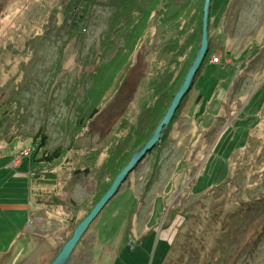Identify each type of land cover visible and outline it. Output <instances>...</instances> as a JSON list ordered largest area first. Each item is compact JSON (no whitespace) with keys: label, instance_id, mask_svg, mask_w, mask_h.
<instances>
[{"label":"rangeland","instance_id":"1","mask_svg":"<svg viewBox=\"0 0 264 264\" xmlns=\"http://www.w3.org/2000/svg\"><path fill=\"white\" fill-rule=\"evenodd\" d=\"M72 1L0 0V264L52 262L116 177L107 163H128L151 137L200 46L172 58L183 22L162 13L169 0L132 12ZM175 3L202 21L204 0ZM209 32L164 138L68 264H264V0H214ZM56 148L61 161L35 159Z\"/></svg>","mask_w":264,"mask_h":264},{"label":"water","instance_id":"2","mask_svg":"<svg viewBox=\"0 0 264 264\" xmlns=\"http://www.w3.org/2000/svg\"><path fill=\"white\" fill-rule=\"evenodd\" d=\"M212 1L213 0H204L201 42L199 49L185 76L184 81L182 82L178 91L175 93L165 115L159 121L151 137L144 143V145L140 149L136 150L132 154L129 162L116 175L108 190L95 204L90 213L75 227L72 236L65 241L60 252L56 255V257L50 264H68L74 249L81 241L82 237L87 232L99 213L103 210L106 204L118 193L122 184L126 181L133 170H135V168L142 162L147 154L151 152L156 146H158V144L164 138L165 131L174 119L177 110L181 106L182 101L194 85L196 77L199 74V71L201 70L209 51V25Z\"/></svg>","mask_w":264,"mask_h":264},{"label":"trees","instance_id":"3","mask_svg":"<svg viewBox=\"0 0 264 264\" xmlns=\"http://www.w3.org/2000/svg\"><path fill=\"white\" fill-rule=\"evenodd\" d=\"M86 1H88V0H86ZM123 1H124V5H125L124 10H126V11L128 10V11H131L132 12L131 8H133V4L135 3L136 0H134V1L133 0H123ZM175 1L176 0H169V1L165 2V3L163 1H161V2L163 3V5H162V13H164V14L167 13V18H168L167 20H171V19H173V18H175L177 16L178 17L181 16V20L183 22V24L181 25L180 30L178 31V33H176L173 36H171L170 40L168 41V44H171L172 43V45H173L174 48H176L177 46L180 45L179 46V48H180L179 50H176L175 49V54H177V55H173V57H172L174 59H177L178 56L179 57L182 56L184 49L188 48L187 46H189V44L192 43V41L195 42V40L197 38L199 39L201 37L202 21H201V17H200V19L198 20V22H194V21L191 20V18H189V17L186 16L187 15L186 12L185 13H181L180 10L177 12V10H175L176 7H177V4L175 3ZM72 2H75L76 5H77L75 7H78L79 4H80V2H81V0H73ZM213 3H214V0L212 1V5H213ZM148 4L151 5L152 3L149 1ZM184 5L185 6L183 8H188V5H186V4H184ZM87 7H88V2H86L85 4H83L82 10H80L79 12H78V10H75V12L73 13V21L76 20V19L77 20L79 19V22H80L82 20L81 17H83L84 14L87 12V9H88ZM193 7L196 10V13L194 14V16H195V15H197V11L198 10H201V8L198 9V5H196V4H193ZM144 8L145 7L141 8L139 10L142 11V10H144ZM4 9H5V6L0 9V12H2ZM70 11H71V9H68V12H70ZM150 12H151V9H148L147 10V13L150 14ZM202 14H203V11H202ZM77 17H79V18H77ZM83 19H85V18L83 17ZM77 23H78V21H77ZM123 26L125 28L127 27V25H123ZM123 26H121V29L119 31L125 29V28H123ZM116 29H117V27H116ZM187 30H191L193 33H192V35L190 34L189 37H186V40H188L187 41V44L186 45H182L181 39L184 37L183 34ZM116 33H119V32H116ZM209 34H210V32H209ZM119 37L120 36H117L116 38H119ZM209 39H210V36H209ZM160 89L161 88H160V84H159L157 87H155V93L160 92ZM174 95H173V97H174ZM96 110L97 109H95L89 115V118H91V117H93L95 115V112H97ZM13 139H14V136H11L8 139V141H12ZM34 140H36V141L38 140L39 141L41 148H43V147L46 146L47 141H48V136H47V134L44 133V129H40V131L34 136ZM146 141L142 142V144L139 147H137L136 150L140 149L144 145V143ZM62 154H63L62 149L61 148H56L53 151H44V152H42L41 157H36L35 159L36 160H39V161L45 162L46 165H48V164H54L56 161H59L60 159H62ZM116 159L117 158H114L113 160L111 159L109 161L111 163L109 164V162H108L107 165H106V167H107L106 169L108 171H113L115 173L114 175H117L120 172V170L127 164V163H124L123 164L122 161H120V160L119 161H116ZM79 171H82V169H78L76 172H79ZM83 171L85 172V170H83ZM107 190L108 189H106V191ZM258 203H260V201H258ZM236 212L237 211H234V213H236Z\"/></svg>","mask_w":264,"mask_h":264}]
</instances>
